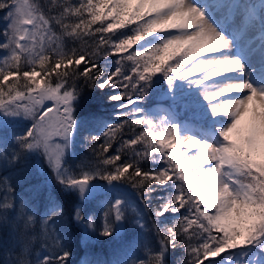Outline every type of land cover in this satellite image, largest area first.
<instances>
[{
  "label": "snow or ice",
  "instance_id": "snow-or-ice-1",
  "mask_svg": "<svg viewBox=\"0 0 264 264\" xmlns=\"http://www.w3.org/2000/svg\"><path fill=\"white\" fill-rule=\"evenodd\" d=\"M0 13V112L32 120L23 135L13 136L17 147L6 149L0 138V168L15 167L22 154L38 151L59 183L81 195L96 177L130 184L146 205L151 201L145 198L162 189L161 203L154 212L149 209L150 226L141 224L146 231L154 229L158 240L154 247L142 240L144 255L132 264H168L173 252L184 253L176 264H221L225 253L236 249L246 251L248 264L257 253L255 264H264V87L246 79L216 83L226 73L242 71L244 64L223 55L231 42L192 0H52L47 10L38 0H0ZM107 20L112 22L93 28ZM133 23L129 32H114ZM85 37H98L94 50ZM66 38L80 46L66 47ZM140 41L139 49L128 52ZM101 48L105 60L114 53L127 55L106 71L99 64ZM157 73L169 87L183 80L202 88L213 116L231 119L219 133L222 141L214 146L181 136L178 125L143 114L138 102ZM79 80L116 90L109 99L121 111L118 122L101 135L86 137L102 141L94 149L98 161L77 173L67 166L65 153L76 125ZM126 126L132 131L127 139ZM118 135L119 147L112 154ZM181 146L193 151L186 153ZM145 162L159 166L145 169ZM11 179L0 177V225L9 229L13 242L4 264H68L71 253L58 227L65 219L62 210L54 206L44 213L38 237L35 216L23 198L15 197ZM126 211L121 199L108 202L101 234L111 235L114 223L127 219ZM166 214L176 218L161 227ZM73 219L89 228L95 223L81 207ZM41 238L44 243L33 253V242Z\"/></svg>",
  "mask_w": 264,
  "mask_h": 264
},
{
  "label": "trees",
  "instance_id": "trees-1",
  "mask_svg": "<svg viewBox=\"0 0 264 264\" xmlns=\"http://www.w3.org/2000/svg\"><path fill=\"white\" fill-rule=\"evenodd\" d=\"M38 3L45 10L52 4V0H38ZM55 14V13H53ZM3 13H0L2 16ZM112 22L111 20L98 22L93 25V28L98 27L100 23ZM139 22V21H137ZM135 24H126L124 28L114 29V32L119 36L122 32H129ZM4 28V22L0 20V31ZM59 31V29H57ZM99 35V34H98ZM111 35V33L107 34ZM98 38V37H97ZM97 38L85 37L87 46L90 50H94L96 47ZM115 40L116 37L114 36ZM151 39V37H146ZM144 41H140L128 49V52L139 49L140 44ZM66 47H79L80 42L75 44L71 39H65ZM105 48H101V57L99 64L104 67L106 71H110L113 68L112 61L121 55H127L124 53H114L109 56L107 60L103 58V52ZM0 52V56H2ZM129 64L131 62H128ZM170 63V61H169ZM84 65H81L83 68ZM62 70V69H61ZM37 71H40L39 66ZM54 80V74H53ZM78 88L80 95L76 102V112L74 118L77 119L76 131L73 133L72 144L70 145L71 152L65 154L67 166L71 167L75 172H79L82 167H91L98 161L97 152L99 149V143L86 139L88 136H99L102 132L106 131L107 126L115 124L119 120V113L121 111L119 104L109 99V96L115 95L116 90L111 88L99 89L93 88L88 84H85L83 80H79ZM170 87L167 81L157 73V76L153 78V82L148 89L145 97L139 101V108L142 109L143 114L153 119L159 120L164 118L165 123L168 124V120L164 115L162 108H172L174 114L177 115L179 120H182L183 115L176 111L175 107L170 102L172 99L168 96L170 93ZM79 105V106H78ZM185 114V113H184ZM10 115H5L0 112V121L8 119ZM30 125L15 130L10 128L16 133V135H23ZM20 131L19 134H17ZM138 132L139 129H136ZM11 135V134H9ZM132 135V131L126 126L123 131V138L127 139ZM119 135L117 141L114 142L113 147L109 149V152L115 154V148L119 147ZM15 147L17 145L15 144ZM14 147V148H15ZM182 148V147H181ZM68 149V150H69ZM183 149V148H182ZM170 151H175L171 149ZM193 151V150H191ZM187 153V151H186ZM125 159L127 157H124ZM31 172H27L29 167ZM151 162H145L142 167L145 169L158 167ZM34 167V168H33ZM198 167V166H197ZM86 170V168H85ZM9 176L14 187V195L19 201L23 198L30 206L32 214L35 216L36 223L33 226L34 232L38 237H42V225L40 223L44 213L54 206H59L62 210L65 219L61 220L58 227L63 237L62 243L70 251L71 255L68 259V264H132V261L137 258H142L144 255L143 248L141 247L142 240L146 239L151 246H155L158 237L155 230L146 231L141 227V224H151V217L149 216V209L154 210L159 206L160 196L166 195L162 189L157 188V191L146 200L151 202L147 205L138 193L130 184L123 182H115L119 187L125 189L123 192L119 189L120 197L113 195V192H97L93 195L86 197H78L74 190L62 186L56 178V173L49 167L45 157L38 151L22 154L21 160L17 162L15 167L0 168V177ZM108 182L106 180L96 177L93 181ZM79 192V190H77ZM126 193L122 194V193ZM2 196V192H0ZM127 197V198H126ZM110 198L112 200L120 198L124 201L125 208L127 209V219L121 220L122 226L116 227V223L113 225V232L111 235H102V216L106 210L107 203L103 200ZM124 198V199H123ZM106 203V204H105ZM76 207H81L86 216H93L95 223L93 227H86L83 224H77L73 219V213ZM167 219L164 220L160 226H171L174 223L176 217L171 214H166ZM139 220V223L136 221ZM99 225V227H97ZM12 238L9 233V229L0 225V264H4L3 257L6 256L12 249ZM44 241L38 239L33 242V253L40 250L41 244ZM47 243L53 245V240H48ZM232 255L225 253L221 264H248V254L242 249L231 250ZM239 254V260L236 259ZM182 252H173L169 255L168 264H176L178 256H183ZM259 259V253L252 256L253 264Z\"/></svg>",
  "mask_w": 264,
  "mask_h": 264
},
{
  "label": "rangeland",
  "instance_id": "rangeland-1",
  "mask_svg": "<svg viewBox=\"0 0 264 264\" xmlns=\"http://www.w3.org/2000/svg\"><path fill=\"white\" fill-rule=\"evenodd\" d=\"M212 1L214 0H202L201 4L196 2H193V4L201 9L203 7L202 5L208 4L209 2ZM229 1L222 0L216 9V11L222 14L223 16V13L225 12L224 10L225 8L226 9L232 8L233 13L231 12L230 14H227L224 19H221L224 20L223 23L226 24L228 22L229 23L233 22V24L235 25L237 24V26L239 24L241 27H243L242 29L245 30V33L246 31L252 29L260 30L263 33V40L260 42H264V0H229ZM133 7H135V4H133ZM214 17H216V15H212L211 18H209V16L205 14V18L208 19L209 22L213 24V26L217 29V31L222 32L223 29L220 26L221 25L220 20L217 19L216 21H212V18ZM147 18L148 16L146 15L145 19ZM242 18H244L243 22L242 23L238 22L242 20ZM245 19L246 21L244 22ZM234 21L237 22L234 23ZM168 31H172V30L169 29ZM153 35H156V33H153ZM259 47L260 45H258L255 48V51L258 50ZM223 52H224L223 54L225 55L229 54L228 51H223ZM230 56L232 57V55ZM171 62L172 61H170V63ZM263 79L264 77L262 78V80ZM216 83L223 84L219 79H216ZM169 91L170 93L168 96L170 97V99H172L170 101L172 103V106H174L176 111L182 114L183 117L185 118L179 120L177 115L174 114L175 112L172 111V108H162L165 117H167L166 119L168 120L167 121L168 124L178 125L181 136L189 135L202 142L211 143L214 146H216L218 141H222L223 138L219 135V133L231 123V119L225 114H221L220 116L219 115L213 116L208 101H206L204 96L202 95V88L191 86L187 81L177 80L174 82V85L170 87ZM76 100L74 101V113H78V110L76 112L75 109L77 104ZM74 119L76 120V124H77V119L76 118ZM31 123H32L31 118L25 117L23 115H16V116L10 115L8 119H4L3 122L0 121V138L4 140L3 146L9 150L14 148L15 141L12 138L13 136H18V135H16V133H14V131L12 130L13 129L19 130L21 128L26 127V125H30ZM10 128H13L11 132H10ZM76 128L77 127L75 125L73 133H75ZM19 133L20 131L17 134ZM72 137L69 142V145L72 144L73 141ZM181 147L183 148V149L181 148V150L183 151L192 150V149H187L186 146H181ZM68 149L65 154L71 152V149L69 150ZM27 166L29 167V165ZM31 171L32 169L29 167L27 172H31ZM119 189L122 192L125 190L121 186L119 187L115 182L109 183V182H100L98 180L96 181L92 180L83 195H81V193L78 192L77 190H74V192L75 194H77L78 197L81 198L86 197L88 195H93V193H97V192H107V193L113 192V195L120 197V192H117V190ZM122 194L126 195L125 192ZM103 201L108 203L113 200L110 198H106ZM115 223L117 229L118 227L122 226V221Z\"/></svg>",
  "mask_w": 264,
  "mask_h": 264
},
{
  "label": "bare ground",
  "instance_id": "bare-ground-1",
  "mask_svg": "<svg viewBox=\"0 0 264 264\" xmlns=\"http://www.w3.org/2000/svg\"><path fill=\"white\" fill-rule=\"evenodd\" d=\"M201 1L202 0H192V2H196L200 4ZM221 1L222 0H214L212 2H209L208 4H204L202 5L203 9L201 8V10L204 12V15L205 14L208 15L209 18H211L212 15H216V17L212 18V21H216L217 19L220 20V24H221L220 26L223 29L222 33L224 34L225 37H227L226 39H228L231 42V46L229 48L224 49L223 51H228L229 54L232 52L230 54L232 55V57L229 54H228L229 56L228 55L226 56L234 59H239L241 63L244 64V69L240 72L226 73L217 79L221 80L222 83L239 82L241 80L246 79L248 80L249 83L253 85V87H257V88L264 87V79L262 80V78L264 77V46H263L264 42H260L263 40L262 31L257 29H252L246 31L245 33V30H243L242 29L243 27H241L239 24L237 26V24L235 25L233 24V22L231 23L228 22L226 24L223 23L224 20L221 19H224L227 14H230L232 12V8L230 9L225 8L224 9L225 12L223 13L222 16V14L216 11ZM243 19L244 18H242V20L238 22L242 23ZM246 19L244 20V22L246 21ZM235 22L237 21H234V23ZM258 45H260V47L258 50L255 51V48Z\"/></svg>",
  "mask_w": 264,
  "mask_h": 264
}]
</instances>
